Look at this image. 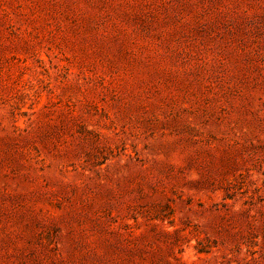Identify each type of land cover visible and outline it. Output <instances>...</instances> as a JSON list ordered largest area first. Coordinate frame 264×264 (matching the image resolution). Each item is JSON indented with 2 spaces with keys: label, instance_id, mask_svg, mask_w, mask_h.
<instances>
[{
  "label": "rangeland",
  "instance_id": "rangeland-1",
  "mask_svg": "<svg viewBox=\"0 0 264 264\" xmlns=\"http://www.w3.org/2000/svg\"><path fill=\"white\" fill-rule=\"evenodd\" d=\"M0 264H264V0H0Z\"/></svg>",
  "mask_w": 264,
  "mask_h": 264
}]
</instances>
